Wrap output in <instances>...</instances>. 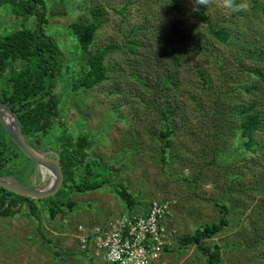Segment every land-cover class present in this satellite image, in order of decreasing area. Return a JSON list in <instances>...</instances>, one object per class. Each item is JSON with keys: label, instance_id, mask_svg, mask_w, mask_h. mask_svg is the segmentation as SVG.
<instances>
[{"label": "rangeland", "instance_id": "1", "mask_svg": "<svg viewBox=\"0 0 264 264\" xmlns=\"http://www.w3.org/2000/svg\"><path fill=\"white\" fill-rule=\"evenodd\" d=\"M174 2L177 9L170 0H43V30L70 47L64 52L74 67L81 54L67 38V26L88 22L96 7L103 16L91 49L117 47L105 59L106 80L72 91L64 77L60 89L62 122L68 132L91 135L88 157L98 160L97 172L108 184L80 193L62 189L60 199L73 208L63 206L54 219L43 199L35 202L36 215L22 209L0 217V264H104L79 252L71 237L76 225L141 214L153 200L175 202L168 224L177 237L166 256L172 264H205L197 247L179 246L178 239L217 222L220 203L228 207V225L203 244L220 247L219 264H264V81L251 73L264 74V0H234L242 5L239 11L224 0L207 6ZM198 7L229 32L226 43L211 38L194 18ZM36 23L35 15L16 18L7 5L0 8V33L35 29ZM129 41L139 44L137 54L129 52ZM250 104L261 117L253 150L238 136L241 110ZM164 117L171 132L162 164L156 138L165 130ZM61 131L56 124L52 133ZM5 145L14 150L6 140ZM16 153L12 167L21 185L46 186L47 172ZM117 184L131 195V206L117 194Z\"/></svg>", "mask_w": 264, "mask_h": 264}, {"label": "trees", "instance_id": "2", "mask_svg": "<svg viewBox=\"0 0 264 264\" xmlns=\"http://www.w3.org/2000/svg\"><path fill=\"white\" fill-rule=\"evenodd\" d=\"M6 5L10 7L11 14L16 18L26 19L31 15L37 17L35 29L0 33V81L4 84L0 88V102L17 114L27 144L38 151H54L59 158L62 168L61 189L55 195L43 199L44 210L50 219H54L63 206L69 211L73 208V202L60 199L62 189L68 193L70 191L80 193L97 190L108 184L106 179H102L101 173L97 172L98 160L88 157V152L93 146L91 135L68 132L62 122L60 104L64 93L60 89L64 83L63 78L69 79L72 91L93 88L107 79L108 68L105 59L109 53L116 51L117 47L106 45L91 49L103 16L102 10L96 7L91 10V18L88 22H71L67 26L66 36L74 45L75 52L81 54L74 67L72 59L67 58L68 52H64L65 50L71 52L70 47L58 44L43 30L47 23L43 0H0V8ZM168 5L172 9H177L174 0H170ZM193 15L206 26L211 38L221 43L227 42L229 32L212 24L202 7L196 8ZM138 46L137 42L129 41V52L137 54ZM261 58H264V55H261ZM251 73L264 81V74L260 70L253 69ZM200 76L203 78L202 74ZM241 111L244 118L239 123L238 136L243 140L248 139L250 143L248 146L253 150L254 135L260 129L261 117L254 112L253 104ZM164 121L165 130H161L158 134L159 138H156L160 144L162 164L167 161L166 148L170 144L168 134L171 132L167 118L164 117ZM56 124L62 127L59 136L52 133ZM5 140L14 150L6 147ZM16 150L29 160L7 137L0 125V174L8 173L18 177L15 174L18 169L12 167V162L18 159ZM229 158L226 155V159ZM116 187L119 197L127 206H131L133 201L125 187L122 184H117ZM8 194L11 197H0V217H14L22 209H26L28 214L36 215L38 207L35 202H41L42 199L33 200ZM55 197H58L57 200ZM218 207L222 210V216L217 222L198 227L192 235H183L178 239L179 246L197 247L205 256V264L220 262V247L217 244L212 247L203 244L205 239L215 236L228 225L225 217L228 211L227 205L220 203Z\"/></svg>", "mask_w": 264, "mask_h": 264}, {"label": "built area", "instance_id": "3", "mask_svg": "<svg viewBox=\"0 0 264 264\" xmlns=\"http://www.w3.org/2000/svg\"><path fill=\"white\" fill-rule=\"evenodd\" d=\"M175 202L153 200L141 214L122 213L101 225H76L79 252L104 264H172L166 260L177 237L169 225Z\"/></svg>", "mask_w": 264, "mask_h": 264}, {"label": "water", "instance_id": "4", "mask_svg": "<svg viewBox=\"0 0 264 264\" xmlns=\"http://www.w3.org/2000/svg\"><path fill=\"white\" fill-rule=\"evenodd\" d=\"M0 125L13 144L34 164L40 172L47 170L48 184L41 188L24 187L14 175L0 176V188L25 198L41 200L57 193L62 184V168L59 158L51 151H38L26 143L23 127L17 114L6 104L0 102ZM53 155V156H51Z\"/></svg>", "mask_w": 264, "mask_h": 264}, {"label": "clouds", "instance_id": "5", "mask_svg": "<svg viewBox=\"0 0 264 264\" xmlns=\"http://www.w3.org/2000/svg\"><path fill=\"white\" fill-rule=\"evenodd\" d=\"M196 3L207 6L210 3V0H196ZM224 6L234 11H239L242 8V5H234V0H224Z\"/></svg>", "mask_w": 264, "mask_h": 264}, {"label": "flooded vegetation", "instance_id": "6", "mask_svg": "<svg viewBox=\"0 0 264 264\" xmlns=\"http://www.w3.org/2000/svg\"><path fill=\"white\" fill-rule=\"evenodd\" d=\"M4 175H10V174H8V173H6V174H0V176H4ZM18 178V177H17ZM18 180H19V178H18ZM19 182L21 183V181L19 180ZM2 190H4V189H2V188H0V197H11V195L10 194H8V193H10V192H8V191H6V190H4L5 192H2Z\"/></svg>", "mask_w": 264, "mask_h": 264}, {"label": "bare ground", "instance_id": "7", "mask_svg": "<svg viewBox=\"0 0 264 264\" xmlns=\"http://www.w3.org/2000/svg\"><path fill=\"white\" fill-rule=\"evenodd\" d=\"M42 171H43V173H46L47 172V170H45V169H43Z\"/></svg>", "mask_w": 264, "mask_h": 264}]
</instances>
